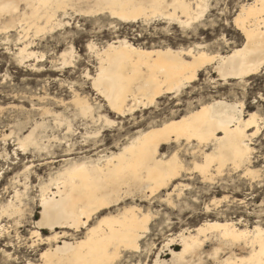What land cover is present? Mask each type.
<instances>
[{"label": "bare ground", "instance_id": "6f19581e", "mask_svg": "<svg viewBox=\"0 0 264 264\" xmlns=\"http://www.w3.org/2000/svg\"><path fill=\"white\" fill-rule=\"evenodd\" d=\"M192 1L0 0V49L10 54L8 63L17 67L44 71L49 62L52 71H59L75 65L79 54L74 45L77 38H70V46L60 51L62 39L67 41L68 35L62 37V33H57L60 30L67 33L72 25L78 27L79 19L86 18L95 24L104 21L106 25L100 27L102 30L116 28L119 23L147 22L156 16L191 26L192 21L201 16L202 12H198L206 3L205 0ZM234 22L244 42L227 54L210 53L192 46L187 49L146 48L118 32L98 46L89 32L84 31L79 33L80 38H90L87 49L94 59L91 57L93 60L90 58L87 62L94 65L95 71L91 74L86 67L83 75L106 101L107 107L119 116L151 106L165 95L180 93L196 82L208 66L225 80H244L264 67V0L243 3ZM42 47H52L50 50L56 56L48 58L39 51ZM72 92L71 101L78 113L95 121L98 107L90 95H83L75 88ZM237 103L225 99L203 103L139 131L117 151L98 156V159L62 158L63 164L56 176H50L49 182L41 186V218L37 221L38 229L30 234L41 241L55 243L42 253L41 261L30 264H86L108 259L102 255V249L111 241L119 242L120 259L128 257L127 253H141L151 214L143 212L138 204L128 203L116 211L113 208L129 199L154 202L155 198L174 208L177 205L174 196L180 199L186 190L192 193L193 187L182 181L194 179V172L201 182L211 184L224 175L231 181L232 173H238L242 185L264 189V170L257 167L258 160L254 161L256 150L253 147L263 123L254 112L244 115L242 105ZM18 109L26 115L21 124L30 123L31 111L23 105ZM43 111L49 112L48 109ZM40 121L35 120L24 134H17L23 150L44 147V136H40L39 131L43 122ZM187 157L192 158L190 165ZM20 191L17 189L12 200L4 202L6 204L1 203L0 221L4 216L16 221L23 214ZM244 200L240 201L242 205ZM206 211H210L208 205ZM263 220L260 216L251 226L240 224L241 218L238 222L215 219L188 227L163 242L152 264H264ZM5 228L1 225L0 230L5 231ZM81 228L86 231L79 239L73 238L74 232L64 230L79 231ZM40 229H50L52 234L43 239Z\"/></svg>", "mask_w": 264, "mask_h": 264}, {"label": "rangeland", "instance_id": "374dc122", "mask_svg": "<svg viewBox=\"0 0 264 264\" xmlns=\"http://www.w3.org/2000/svg\"><path fill=\"white\" fill-rule=\"evenodd\" d=\"M248 1L250 0H205V8L203 7L202 11L198 12L204 15L201 14L202 17L199 15V18L192 21L191 26L156 16L147 22L140 20L136 23H119L116 28L102 30L100 27L106 25L104 21L95 24L89 19L81 18L78 27L72 25L67 29V33L63 34L64 30L57 33H62V37L68 35L67 41L62 39L60 51L70 46V38H77L74 45L79 54L74 67L70 66L59 71H52L49 62H46L44 71L17 67L8 63L10 54L0 49V73L2 74H0V206L12 200L17 189L23 193H21L23 214L18 216L16 221L5 216L0 221V229L1 225L6 227L5 231L0 230V264L39 262L42 253L54 245L55 242L47 243L30 234L38 229L37 221L41 218L42 208L39 202L41 186L49 182L50 176H56V172L62 167V158L69 156L76 160H86L109 155L117 151L139 131L180 116L193 108H198L203 103L225 99L242 105L244 115L252 112L257 114L263 123V128L253 141V147L256 150L254 161L258 160L260 163L257 167L264 170V104L259 99L264 96V67L257 74L244 80L240 78L225 80L212 66H208L207 70L204 69L200 73L196 82L184 88L180 93L165 95L151 106L141 107L132 114L119 116L107 107L106 101L93 90L90 81L84 77L87 68L91 74L94 73L95 68L87 62L91 57L93 58V53L87 49L90 38L88 36L80 38L79 34L84 31L89 32L98 46L112 39L115 32H118L121 36L128 35L129 40L146 48L169 46L175 49H187L192 46L194 49L202 48L210 53L227 54L241 47L244 42V36L236 27L234 18L242 4ZM194 8L196 10L195 4ZM42 48L39 51L48 55V58L56 56L54 51L50 50L52 47ZM92 58L91 60L94 59ZM92 64L95 63L92 62ZM7 74L10 76L8 77ZM72 88L83 95H90L91 101L97 104L95 121L78 113L71 101L74 96ZM21 105L31 111L30 123L21 124L26 118L25 112L18 109ZM44 109H48L49 112L43 113ZM56 114L57 117H54ZM98 115H102V118ZM35 120L43 122L39 128L41 134L39 135L44 136V147L40 150L34 147L23 150L25 148L20 146L17 134H24ZM93 131H98V133H93ZM164 151H167L166 147ZM186 161L190 165L192 158L187 157ZM192 174L194 179L184 178L182 181L193 187L192 193L186 190L182 198L178 199L174 196V201L177 202L174 208L159 198H155L154 202L129 199L113 208V211H116L128 203L129 205L138 204L141 205L143 212L151 214L149 232L142 240L143 251L134 254L127 253L125 256L128 257L122 259L124 264H133V262L134 264H152L157 250L159 251L165 240L183 229L193 228L206 220L238 222L241 218L243 221L240 224L253 226L257 223L258 217L261 216V219H264L263 188L251 189L247 185H242L238 173H232L233 180L231 181L227 180V175H224L217 177V181L215 180L212 184L201 182L197 172ZM241 200L245 201L243 205L240 203ZM122 205L123 207H120ZM207 205L210 208L209 212L206 211ZM60 229L57 228L59 231ZM40 230L43 239L52 234L50 229ZM64 230L74 232L73 235L76 237L73 236L74 239L83 237L86 231L85 228L79 231Z\"/></svg>", "mask_w": 264, "mask_h": 264}, {"label": "snow or ice", "instance_id": "6c2138e0", "mask_svg": "<svg viewBox=\"0 0 264 264\" xmlns=\"http://www.w3.org/2000/svg\"><path fill=\"white\" fill-rule=\"evenodd\" d=\"M259 99L264 104V96L259 97ZM121 250L118 241L108 242L102 249V255L108 259L88 261L86 264H124V261L118 258V253Z\"/></svg>", "mask_w": 264, "mask_h": 264}]
</instances>
